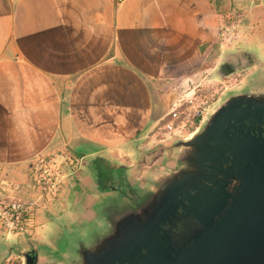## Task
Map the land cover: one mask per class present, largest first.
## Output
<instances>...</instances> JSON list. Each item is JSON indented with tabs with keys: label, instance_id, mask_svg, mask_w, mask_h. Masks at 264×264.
I'll list each match as a JSON object with an SVG mask.
<instances>
[{
	"label": "crops",
	"instance_id": "0c3cea01",
	"mask_svg": "<svg viewBox=\"0 0 264 264\" xmlns=\"http://www.w3.org/2000/svg\"><path fill=\"white\" fill-rule=\"evenodd\" d=\"M230 2L0 0L3 177L23 178L46 150L68 149L89 167V177L75 178L74 170L58 199L36 212L32 234L51 218L90 209L98 195L93 160L135 180L156 165L173 140L160 129L173 86L219 63L228 47L220 9ZM247 13L237 36L243 46L230 55L253 54V63L237 69L260 65L251 76L264 71V0Z\"/></svg>",
	"mask_w": 264,
	"mask_h": 264
},
{
	"label": "water",
	"instance_id": "95a60500",
	"mask_svg": "<svg viewBox=\"0 0 264 264\" xmlns=\"http://www.w3.org/2000/svg\"><path fill=\"white\" fill-rule=\"evenodd\" d=\"M133 187L98 247L80 245L78 258L25 251L22 264H264V71L224 93ZM182 219L191 231L173 240L166 229Z\"/></svg>",
	"mask_w": 264,
	"mask_h": 264
},
{
	"label": "rangeland",
	"instance_id": "374dc122",
	"mask_svg": "<svg viewBox=\"0 0 264 264\" xmlns=\"http://www.w3.org/2000/svg\"><path fill=\"white\" fill-rule=\"evenodd\" d=\"M255 1L257 0H231L230 3H227L220 9L223 22L228 21L230 18V22L234 23L233 29L236 37L233 36L231 42L227 44L228 47L221 56V60L219 63H216L215 66H212L209 72L196 74L193 79H189L186 83L173 86V102L178 101V99L192 98L194 95L199 96L201 94H206L211 104L208 108L209 110L218 102L224 93L229 89L242 86L249 78L250 74L255 69L257 70V68H259L260 65L257 64L258 66L256 67H247L229 74H219L216 71L218 65L225 60L233 50L243 46L241 41H238L237 38L238 33L241 31L239 26L244 24L248 25L250 20L247 9L249 5ZM247 31H249V27H247ZM250 31L253 32L252 29H250ZM234 37L236 38L235 40H233ZM260 61L264 63V56L260 58ZM195 129L196 128L187 130V132L184 133L185 137L190 136ZM176 137L178 136H174L173 139ZM58 162L62 165L66 174L65 182L74 170L77 171V176L75 178L82 180L85 176L89 177L88 162L80 164L76 157H73L72 162H67L60 156L58 157ZM29 167L28 165V169ZM96 174L97 173H93V175ZM81 219L79 215L71 218L68 216L51 218L32 235L29 233L3 232L0 230V260H2L8 250L21 251L24 247H27L30 242L40 255H46L50 258L55 257L57 259L67 257V255L73 256L72 258H78L77 249L80 245L95 246V244L101 240L100 236L104 235L110 228L107 218L100 217L97 220ZM12 255H15V253ZM10 260L15 262L20 261L22 263V259L16 256L10 257Z\"/></svg>",
	"mask_w": 264,
	"mask_h": 264
},
{
	"label": "built area",
	"instance_id": "2783aa9c",
	"mask_svg": "<svg viewBox=\"0 0 264 264\" xmlns=\"http://www.w3.org/2000/svg\"><path fill=\"white\" fill-rule=\"evenodd\" d=\"M230 21V18L225 22L222 20L221 40L226 44L231 42L234 35V23ZM210 105L206 94L174 101L163 118L161 131L167 137H185L187 130L198 127ZM59 156L67 162L73 161L68 149L46 150L29 162L30 167L20 180L5 179L4 166L0 164V230L32 234L33 216L39 209L58 199L65 182L66 174L58 162ZM1 264L17 262L7 258Z\"/></svg>",
	"mask_w": 264,
	"mask_h": 264
},
{
	"label": "flooded vegetation",
	"instance_id": "af4514ba",
	"mask_svg": "<svg viewBox=\"0 0 264 264\" xmlns=\"http://www.w3.org/2000/svg\"><path fill=\"white\" fill-rule=\"evenodd\" d=\"M254 60V55L249 52L230 55L227 60L221 63L219 73L229 74L235 72L242 66L253 63ZM160 147L163 149L164 146L162 145ZM240 159L244 161V163L246 162L245 155H241ZM96 173L95 187L98 191V195L92 197L91 199L93 200L89 199L90 209L83 207L80 216L87 220H97L100 217L107 219L117 217L122 209L131 201L137 199L139 195V192L133 187L134 182L137 181L134 179L135 175L125 169L117 167L110 171L106 170L101 173L96 171ZM87 200H85V202ZM190 223L191 219H182L166 230L171 234L173 240H183L191 231ZM98 246L99 244H96V247ZM25 251H28L27 254L32 257L37 254L34 245L30 242L27 247H24L21 251H17L15 255L8 256L7 258L16 256L23 261V257L19 254Z\"/></svg>",
	"mask_w": 264,
	"mask_h": 264
},
{
	"label": "trees",
	"instance_id": "16d2710c",
	"mask_svg": "<svg viewBox=\"0 0 264 264\" xmlns=\"http://www.w3.org/2000/svg\"><path fill=\"white\" fill-rule=\"evenodd\" d=\"M93 166L96 168L97 171H99V173L104 172L106 170H113L115 169V167H111L108 164H104L103 162H99L97 160L93 161ZM17 264H20V261H17Z\"/></svg>",
	"mask_w": 264,
	"mask_h": 264
}]
</instances>
